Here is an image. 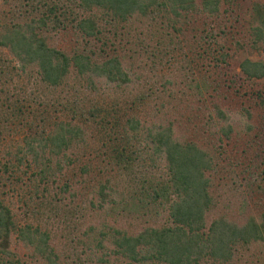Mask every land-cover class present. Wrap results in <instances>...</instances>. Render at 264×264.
I'll return each instance as SVG.
<instances>
[{"label": "trees", "instance_id": "1", "mask_svg": "<svg viewBox=\"0 0 264 264\" xmlns=\"http://www.w3.org/2000/svg\"><path fill=\"white\" fill-rule=\"evenodd\" d=\"M223 1L233 0H0V139L11 133L12 142L0 151V264H227L240 248L264 239L263 213L259 220L248 216L236 223L217 205L219 180L225 178L218 144L208 150L190 137L177 139L171 122L143 123L140 105L158 99L162 107L173 99L167 76L156 78L166 96L148 80L150 87L130 98L116 96L132 79L120 55L101 48L112 43L110 36L126 37L138 24L135 38L153 67L181 51L188 34L214 44L223 60L226 34L232 36L242 19L238 13L222 18ZM244 21L249 46L264 50L263 0L250 1ZM65 28L83 45L67 52L48 41L51 30ZM89 38L102 46L85 47ZM238 69L246 78L264 76L260 59L243 57ZM21 75L32 76L29 86L11 85ZM100 77L111 84L105 94L114 93L107 104L89 97L98 92ZM63 85L68 96H42ZM192 85L196 91L203 86ZM254 95L264 110V91ZM229 128L220 126V134L228 137ZM256 134L264 137V118ZM95 157L99 162L91 166ZM229 165L231 170L236 162ZM72 175L94 181L76 190ZM23 188L28 214L19 222L5 194ZM86 208L101 220L73 240L83 245L85 259L75 253L73 237L71 250L56 249L47 226L68 225L75 211L81 216ZM12 236L30 248L27 260L10 249ZM70 252L75 256L68 259Z\"/></svg>", "mask_w": 264, "mask_h": 264}, {"label": "rangeland", "instance_id": "2", "mask_svg": "<svg viewBox=\"0 0 264 264\" xmlns=\"http://www.w3.org/2000/svg\"><path fill=\"white\" fill-rule=\"evenodd\" d=\"M250 1L221 2L222 18L224 16L232 18L235 13H238L242 18L231 28L235 33L232 36L230 33L226 34L227 39L223 42L222 50H220L225 53L223 60L218 59L220 55L215 51L214 44L208 45L198 37L188 34L183 39L184 44L181 51L178 50L174 53L164 64H157L156 67H153L150 58L140 51L135 38L138 29H140L138 24H133L132 27L128 28L126 37L110 36L109 40H112V43L106 42L102 46L99 40L89 38L90 41L84 45L87 48L102 46L103 52H117L120 55L121 64L132 80L127 83L126 88L122 91H116V96L130 98L139 88H149L148 82H153L156 87L153 85L151 87L161 92V96H166L156 78L167 76L171 82L168 85L172 90L170 96H174L173 99L164 103L162 107L158 106V99H150L148 103L140 105L139 114L144 118L143 123L165 125L171 122L172 135L177 139L190 137L208 150H212L218 144V148L214 149L217 160H222L223 168L220 174H224L225 178L222 180L221 177L219 180L217 193L220 196H218L219 203L217 205H222L221 209L226 216L236 223L243 222L248 216H253L259 220L260 215L264 214V137L258 138L256 136L258 125L264 118V110L254 98L256 91H264V76L246 78L238 69V61L243 57L260 59L264 62V50L253 49L248 44L244 19ZM226 6L228 8L223 13L222 9ZM141 35L143 34L140 33ZM235 38L237 39L236 42H234ZM48 41L67 52H70L73 47L83 45L81 38L77 37L71 28L51 30ZM184 64L187 66L182 68L181 65ZM28 78L21 75L11 85L15 84L14 87L26 85L28 87L32 76ZM190 78L192 79L190 80ZM194 81L199 86L203 84L199 91L193 87ZM187 83H190L191 86H188ZM96 85L98 92L95 95H89V97L95 96L94 98H97L95 100L107 104L109 94H114L111 91L105 94L111 84L100 77L96 79ZM83 92L85 93V91ZM68 95L69 90H67V86L63 85L55 90H49L42 96H60L62 98ZM215 106L222 110L223 117L216 113ZM244 108L249 112V116L246 115ZM247 124L254 127L247 129ZM226 125L230 127L228 137L220 134V126ZM10 134L8 133V135L3 136V139H0V151L12 144ZM15 137L18 136L12 135L13 140ZM90 161L91 166H93L99 162V158L95 157ZM233 162H236V165L230 170L229 164ZM68 172L71 173V171ZM91 174H95V169L91 170ZM72 177L70 183L73 189L80 191L87 190L84 186L86 187L88 184L91 186L92 181H94L91 175L83 181H79L76 175H72ZM221 181H226V183L221 184ZM26 190V188L19 189V193L8 190L9 193L5 194V201L9 203L19 222H22L28 214L24 212V206L21 203V199L27 193ZM82 212L83 215L79 216L80 211H75L67 219L70 221L68 225L62 221H52L47 228L50 231L49 241L55 245L56 249L71 250L69 240L70 237H73L72 246L76 249L75 253H79L81 258L85 257L86 259V254L79 250L83 245L73 240L74 238L75 240L83 238L82 231H86L87 224L91 223L93 226H98L101 217L98 212H92L87 208L82 209ZM110 221V216H108V222ZM126 221L128 220H120L117 223L125 224ZM139 226L140 224L134 227ZM96 230L97 227H94L92 230H87V233L93 235ZM9 247L16 251L21 258H24L23 260L28 259L27 254L31 251L30 248L23 246L13 236ZM75 253L70 252L67 255L69 256L68 259L73 258ZM87 263L93 264V262L88 261ZM99 264L107 263L101 262ZM115 264H123V262L118 261ZM227 264H264V239L254 242L249 248H240L232 261Z\"/></svg>", "mask_w": 264, "mask_h": 264}]
</instances>
